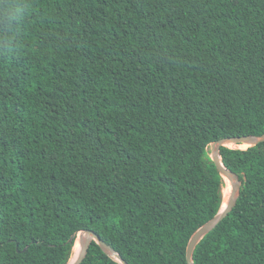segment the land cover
I'll use <instances>...</instances> for the list:
<instances>
[{
  "label": "trees",
  "instance_id": "1",
  "mask_svg": "<svg viewBox=\"0 0 264 264\" xmlns=\"http://www.w3.org/2000/svg\"><path fill=\"white\" fill-rule=\"evenodd\" d=\"M246 135L264 0H0V264H67L83 230L187 264L224 203L210 144ZM220 157L241 193L193 264H264V141ZM80 264L122 263L92 240Z\"/></svg>",
  "mask_w": 264,
  "mask_h": 264
},
{
  "label": "water",
  "instance_id": "2",
  "mask_svg": "<svg viewBox=\"0 0 264 264\" xmlns=\"http://www.w3.org/2000/svg\"><path fill=\"white\" fill-rule=\"evenodd\" d=\"M261 141H264V135L261 136H231V137H223L221 139H217L210 144V151H211V158L214 161L216 167L219 169L223 177L227 178L230 183V193L226 202L223 203L220 211L204 223L201 227H199L195 233L191 236L187 248H186V261L187 264H193V252L197 243L207 234L209 233L235 206L240 193H241V183L237 176V174L233 171L227 169L220 157V147L221 146H228V144H244L246 147L253 146ZM83 235L78 239V249L76 250L73 255L74 259L72 262L70 260L67 264H80L82 260L85 258L88 247L92 240H94L101 249L113 257L114 259L118 260L122 264H128L125 260L121 258V256L115 252V250L105 243L97 233L92 230H83Z\"/></svg>",
  "mask_w": 264,
  "mask_h": 264
},
{
  "label": "rangeland",
  "instance_id": "3",
  "mask_svg": "<svg viewBox=\"0 0 264 264\" xmlns=\"http://www.w3.org/2000/svg\"><path fill=\"white\" fill-rule=\"evenodd\" d=\"M228 146L229 147H239V148H246V146L245 145H235V144H228ZM227 185L228 186H230V183L227 181ZM231 188V186L229 187V189ZM229 193H230V190H227V192H226V200H225V202L227 201V199H228V196H229ZM83 235V232H80V233H78L77 235H76V241L78 242V239H79V237L80 236H82Z\"/></svg>",
  "mask_w": 264,
  "mask_h": 264
},
{
  "label": "bare ground",
  "instance_id": "4",
  "mask_svg": "<svg viewBox=\"0 0 264 264\" xmlns=\"http://www.w3.org/2000/svg\"><path fill=\"white\" fill-rule=\"evenodd\" d=\"M243 145H244V144H243ZM225 180H226V187H225V193H224V202H225V200H226V192H227V190H230V189H229L230 186L227 185V181L229 182V180H228L227 178H225ZM78 244H79V243L76 241L75 246H74V254H75L76 250L78 249ZM73 259H74V255H73V257L71 258L70 262H72Z\"/></svg>",
  "mask_w": 264,
  "mask_h": 264
}]
</instances>
